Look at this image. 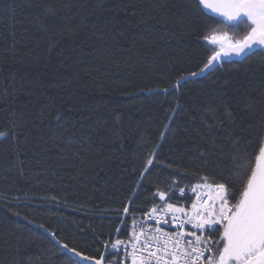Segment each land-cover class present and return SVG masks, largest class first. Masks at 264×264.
Here are the masks:
<instances>
[{"label": "trees", "instance_id": "obj_1", "mask_svg": "<svg viewBox=\"0 0 264 264\" xmlns=\"http://www.w3.org/2000/svg\"><path fill=\"white\" fill-rule=\"evenodd\" d=\"M204 34L194 0H0V264H67L53 232L112 259L104 243L117 229L128 239L172 172L186 189L172 202L189 207L201 178L219 179V151L200 158L214 140L219 150L244 138L252 151L264 132V48L160 91L199 71ZM158 146L160 166L141 181Z\"/></svg>", "mask_w": 264, "mask_h": 264}, {"label": "snow or ice", "instance_id": "obj_2", "mask_svg": "<svg viewBox=\"0 0 264 264\" xmlns=\"http://www.w3.org/2000/svg\"><path fill=\"white\" fill-rule=\"evenodd\" d=\"M194 3L209 47L204 51L202 67L198 65L199 71L187 75L176 73V82L170 88L160 90L165 94L214 70L230 52L248 58L255 54L256 47L264 48V0H194ZM205 10L214 13L219 21ZM225 29L233 31L234 35L229 36ZM178 109L179 102L176 108L171 109L165 133L173 130ZM211 112L213 118L218 114L216 109ZM225 119H233L230 109L225 110ZM8 135L0 131V140L7 139ZM225 135L230 137L231 133ZM161 139H167L166 134H162ZM222 143V140H214L209 156L200 154V158L205 160L219 151L216 157L219 179L208 183L207 177L201 178L192 187L196 198L189 208L172 202L175 189H179L181 196L186 191L180 186L181 174L172 172L168 187L153 194L154 206L139 220L132 219L128 242L119 238L121 229H117V238L104 243L116 254L115 258L85 251L79 242L70 244L67 237L61 242L56 239V233H49L60 251L68 255L67 264H129V260L130 264H264V132L253 141L251 152L241 151L244 138L232 141L230 147L217 150L216 145ZM158 153L159 146L146 161L140 174L141 181L144 174L160 166L155 163ZM168 167L171 170V166ZM140 186L138 182V188ZM205 188L208 190L203 191ZM130 212V207H123V224L127 223ZM168 224L173 226V231H165L161 227ZM216 225L220 226L214 233L218 239H213V227ZM121 251L123 259L119 255ZM72 256L77 259L72 260ZM14 264L24 262L15 261ZM27 264L39 262L30 258Z\"/></svg>", "mask_w": 264, "mask_h": 264}, {"label": "built area", "instance_id": "obj_3", "mask_svg": "<svg viewBox=\"0 0 264 264\" xmlns=\"http://www.w3.org/2000/svg\"><path fill=\"white\" fill-rule=\"evenodd\" d=\"M207 190H208V189H206V188L203 189V191H207ZM194 196H195V195H194ZM195 198H196V197H194V200H195ZM190 207H191V205L189 206V208H190ZM143 214H144V213H143ZM143 214L137 215V216H135L134 218H136L137 220H139ZM145 219H146V217H145ZM148 223L151 224V223H153V222H152V221H148ZM131 226H132V224H131ZM217 226H218V225H216V226L213 227V232L216 231ZM161 227H163L165 231H173V230H174V229H173V226H172L171 224H168V225H161ZM188 228H189V226H186V229H188ZM130 234H131V231H130ZM129 236H130V235H129ZM211 238L215 239L214 237H211ZM128 239H129V237H128ZM128 239H127V240H126V239H122V240H124L125 243H127V242H128ZM114 254H115V253H114ZM115 255H116V254H115ZM115 255H114V257H112V259L115 258ZM119 255H120V258L123 259L124 253H123L122 251L119 253ZM129 264H130V260H129Z\"/></svg>", "mask_w": 264, "mask_h": 264}, {"label": "water", "instance_id": "obj_4", "mask_svg": "<svg viewBox=\"0 0 264 264\" xmlns=\"http://www.w3.org/2000/svg\"><path fill=\"white\" fill-rule=\"evenodd\" d=\"M209 14H211V15H215L214 13H211L209 10H206ZM260 49V47H256L255 48V51H257V50H259ZM242 59H244V57L243 56H240V55H237V54H235V53H229L228 55H226V56H224L223 57V60L221 61V63L223 62V61H229V60H242ZM220 63V64H221ZM208 72H206V73H204L203 74V76L204 75H206ZM203 76H201V77H203ZM74 258H76L75 256H73ZM77 259V258H76Z\"/></svg>", "mask_w": 264, "mask_h": 264}, {"label": "rangeland", "instance_id": "obj_5", "mask_svg": "<svg viewBox=\"0 0 264 264\" xmlns=\"http://www.w3.org/2000/svg\"><path fill=\"white\" fill-rule=\"evenodd\" d=\"M225 31H228V34H229V36H232V35H234V32H233V31H231V30H229V29H225Z\"/></svg>", "mask_w": 264, "mask_h": 264}]
</instances>
